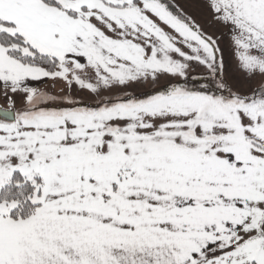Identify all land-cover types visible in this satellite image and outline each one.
Wrapping results in <instances>:
<instances>
[{
  "label": "snow or ice",
  "instance_id": "snow-or-ice-1",
  "mask_svg": "<svg viewBox=\"0 0 264 264\" xmlns=\"http://www.w3.org/2000/svg\"><path fill=\"white\" fill-rule=\"evenodd\" d=\"M192 2L0 0V264H264V0Z\"/></svg>",
  "mask_w": 264,
  "mask_h": 264
},
{
  "label": "rangeland",
  "instance_id": "rangeland-1",
  "mask_svg": "<svg viewBox=\"0 0 264 264\" xmlns=\"http://www.w3.org/2000/svg\"><path fill=\"white\" fill-rule=\"evenodd\" d=\"M177 2H179L185 8V11L193 15L197 21L202 20V22L204 23L205 31H208L209 33H213V34H219L220 31L219 29H214L208 26L206 20L204 19L205 18L204 15L197 10L195 5H192L193 2L191 0H177ZM223 47L225 49V53H224L225 60H227L226 62H228V60H230V54L227 49V43Z\"/></svg>",
  "mask_w": 264,
  "mask_h": 264
},
{
  "label": "crops",
  "instance_id": "crops-1",
  "mask_svg": "<svg viewBox=\"0 0 264 264\" xmlns=\"http://www.w3.org/2000/svg\"><path fill=\"white\" fill-rule=\"evenodd\" d=\"M192 1V0H191ZM192 5H195L194 3L192 4ZM197 8V7H196ZM197 10L199 11V12H201L198 8H197ZM202 13V12H201ZM205 20H206V18H204ZM198 23H200L203 27H204V23L202 22V20H200V21H197ZM208 32V31H207ZM212 32V31H211ZM226 43H224V44H222V47L225 45ZM225 61H227V60H225ZM229 61V60H228ZM36 86H38V87H45V85L44 84H39V85H36Z\"/></svg>",
  "mask_w": 264,
  "mask_h": 264
}]
</instances>
